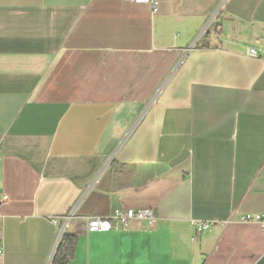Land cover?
Masks as SVG:
<instances>
[{
	"label": "crops",
	"instance_id": "crops-1",
	"mask_svg": "<svg viewBox=\"0 0 264 264\" xmlns=\"http://www.w3.org/2000/svg\"><path fill=\"white\" fill-rule=\"evenodd\" d=\"M154 1L0 0L3 264H48L79 200L71 264H264V0ZM115 209L155 227L88 232Z\"/></svg>",
	"mask_w": 264,
	"mask_h": 264
},
{
	"label": "built area",
	"instance_id": "built-area-1",
	"mask_svg": "<svg viewBox=\"0 0 264 264\" xmlns=\"http://www.w3.org/2000/svg\"><path fill=\"white\" fill-rule=\"evenodd\" d=\"M134 2L139 4H146L152 7V12L155 14L158 12L157 3L154 0H134ZM223 7H219L213 15L208 19L206 24L197 34L192 45L185 50V54L192 51L198 41L203 37L207 32L212 22L221 12ZM250 57H260L262 54L261 50L248 49L247 52ZM8 202V196L6 194L0 195V205H3ZM81 200H79L71 209L70 212L61 218L53 219L52 221L55 224L60 225V229L57 235V240L54 246V250L51 253L50 260L54 257V254L65 234L66 227L69 221L75 216L78 206ZM90 233H106L112 230H121V229H130L133 225H140L142 222H146L147 228L153 230L155 223L157 221L154 213L150 210H134V209H115L112 215L108 218H98V217H89L85 218ZM240 223L242 224H259L264 229V216L263 215H243L240 218ZM213 223L208 221H194V234L196 237H200L205 232L209 231ZM3 243L0 240V264H3Z\"/></svg>",
	"mask_w": 264,
	"mask_h": 264
},
{
	"label": "trees",
	"instance_id": "trees-1",
	"mask_svg": "<svg viewBox=\"0 0 264 264\" xmlns=\"http://www.w3.org/2000/svg\"><path fill=\"white\" fill-rule=\"evenodd\" d=\"M110 167L115 172L116 169L119 168V165L112 161ZM77 244V237L64 234L57 248L52 264H71L75 259Z\"/></svg>",
	"mask_w": 264,
	"mask_h": 264
},
{
	"label": "bare ground",
	"instance_id": "bare-ground-1",
	"mask_svg": "<svg viewBox=\"0 0 264 264\" xmlns=\"http://www.w3.org/2000/svg\"><path fill=\"white\" fill-rule=\"evenodd\" d=\"M149 6H150V5H149ZM157 8H158V7H157ZM212 23H213V22H212ZM207 31H208V30H207ZM204 35H205V34H204ZM204 35H203V36H204ZM198 42H199V41H198ZM191 45H192V44H191ZM196 45H197V44H196ZM196 45H195V47H196ZM195 47H194V48H195ZM111 162H112V161H111V159H110V160L108 161V164H110ZM69 212H70V211H69ZM69 212H68V213H69ZM65 216H66V215H65ZM63 217H64V216H63ZM74 217H75V216H74ZM74 217H73V218H74ZM155 217H156V216H155ZM60 218H61V217H60ZM73 218H72V219H73ZM54 219H57V218H54ZM72 219H71V220H72ZM156 219H157V218H156ZM71 220H70V221H71ZM70 221H69V223H70ZM52 222H53V221H52ZM69 223H68V224H69ZM211 223H212V222H211ZM53 224L56 225V226L58 227V232H59L60 225H59V224H55L54 222H53ZM67 226H68V225H67ZM212 226H213V225H212ZM66 228H67V227H66ZM87 230H88V226H87ZM65 231H66V230H65ZM58 232H57V235H58ZM88 232H89V230H88ZM56 240H57V237H56ZM55 243H56V241H55ZM54 246H55V244H54ZM54 249H55V248L53 247V250H54ZM53 250H52V251H53ZM56 251H57V250H56ZM51 253H52V252H51ZM55 253H56V252H55ZM50 256H51V255H50ZM54 256H55V254H54ZM53 259H54V257H52L51 260H50V257H49L48 264H51L52 261H53Z\"/></svg>",
	"mask_w": 264,
	"mask_h": 264
}]
</instances>
